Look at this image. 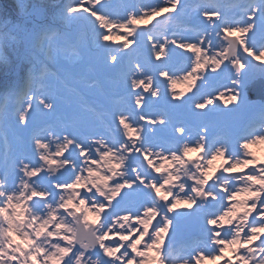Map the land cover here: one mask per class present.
Masks as SVG:
<instances>
[{
	"label": "snow or ice",
	"instance_id": "snow-or-ice-1",
	"mask_svg": "<svg viewBox=\"0 0 264 264\" xmlns=\"http://www.w3.org/2000/svg\"><path fill=\"white\" fill-rule=\"evenodd\" d=\"M84 2L76 0L63 7L59 19L64 23L91 20L100 54L99 70L126 84L135 98L131 111L112 112L123 138L100 137L85 143L49 128L45 135L32 136V151L38 157L33 163L26 142L20 143L19 154L8 150L6 125L10 116L0 112V142L5 149L0 158V264H251L257 251L252 245L258 240L262 255L256 264H264V159L252 151L254 145L264 144V40L257 46L254 39L257 30L264 34V0H245L239 6V19L216 5H201L198 14L204 28L194 41L169 40L159 20L146 31L138 30L141 24H152L165 14L171 19L172 13L187 7L182 0L146 5L124 17L105 11L103 0H88L92 7H84ZM41 9L31 0H13L8 7L0 6V63L17 77L6 86L4 96L19 99L15 122L24 130L30 127L34 114L56 110L43 84L36 88L37 81L49 74V63L55 64L59 57V50L54 53L49 40L55 28L37 22L42 18ZM81 9L90 15L84 16ZM113 29L124 34H114ZM217 39L219 52L214 51ZM110 41L121 42L120 48H112L107 43ZM145 43L149 47L141 59ZM9 48L15 53V64L7 54ZM177 48L193 53V63L183 75L174 72L169 63ZM24 65L30 67L21 82L19 71ZM221 65H230L232 71L226 98L224 93L204 92V84L198 85ZM50 75L56 90L66 94L70 105L75 102L78 111L74 118L87 122L102 115L75 80L55 72ZM154 77L164 78L163 89L154 85ZM169 84L168 104L172 107L179 101L191 105L197 115L207 116L222 100L228 112L243 108L259 113L260 120L235 147L224 141L209 143L206 126L197 133V140L185 142L182 149L154 144L151 137L155 129L150 126H166L169 121L165 116L149 117L143 110L152 98L166 100ZM178 84L187 88L177 93ZM193 89L196 93L185 100ZM137 108L141 111L136 112ZM174 131L180 134L177 139L184 141V134L191 130L179 124ZM69 146L73 151L78 149L83 159L65 155ZM192 152L202 155L186 159ZM217 159L223 160L219 176L211 168ZM159 160L164 163L157 164ZM171 161L181 167L169 171L165 163L173 167ZM102 163L107 164L104 174ZM61 167L72 173L68 180L45 185L34 179L41 173L54 175ZM142 196L151 200L135 208ZM194 205L205 215L207 234L194 248L177 249L170 236L180 230L191 215L186 210ZM89 213L94 220L89 221ZM133 220L139 226L132 225ZM125 223L129 229L124 228ZM229 252L232 255H226Z\"/></svg>",
	"mask_w": 264,
	"mask_h": 264
},
{
	"label": "rangeland",
	"instance_id": "rangeland-1",
	"mask_svg": "<svg viewBox=\"0 0 264 264\" xmlns=\"http://www.w3.org/2000/svg\"><path fill=\"white\" fill-rule=\"evenodd\" d=\"M35 1H40V0H35ZM200 1H202V2H200ZM237 1L238 0H182V3L186 4L187 7L178 9V11L176 13H172L171 19H166V17L169 14H165V15L158 17L155 20H153L152 24H147V23L141 24L139 26V29H141V30L145 29V31H146L148 28H152L153 25L157 23V20H159L162 22L161 31L165 33V32L171 31V29L168 28V23H170V20H176V21L184 20V21H192L193 25L197 29L200 28L201 30H203L204 21H203V18L201 16H199V14H198L199 8H200L199 6L213 4V5H216L220 8H222L225 14L233 16V17L237 16L235 18L239 19L238 13H240L242 11V9L239 6L243 3H245V0H243V2L240 1L241 3L239 2V4H237L235 6V10H233V11H231V7L227 6L228 2H229V4H231V3H234ZM163 2H164V0H103L104 6H105V11L112 12V13L118 15L119 17L127 16L130 11H140L146 5H157V4H162ZM195 2L197 5L196 4L194 5V7H195L194 9L188 8V5L193 6V4ZM197 2H200V3L198 4ZM75 3H76V0L69 1V5L75 4ZM0 4H2V2ZM84 7H92V5L88 3V0H85ZM96 7H99V5H96ZM124 10H125V12H124ZM126 11H128V12L126 13ZM81 13H83L82 9H81ZM81 13H77V15H80ZM83 15L87 17L90 14L89 13H83ZM37 19H39V18H37ZM91 19H94V18H91ZM85 21L87 22V24H89L91 20L82 19V20L75 21L72 23H66V26L68 29H65V32L67 34H70V33L73 34L75 37V41H77V40L79 41V51H78L79 56L74 55L73 52H69V49H67V45L69 46V43H67L68 41L66 38H62L63 35L61 32L55 33L53 35V37L49 38V40L52 44L53 52L55 53L57 50H59V57H58V60L56 61L55 64L49 63V69H48L49 74L46 77L42 78V82L37 81L36 88L39 89L41 87V83H42L43 86L49 91V93L51 94L50 99H52V101L56 105V110L54 113H48L46 115L41 114V113L34 114V119H32L30 127L27 130H24L21 126L17 125L15 122L16 111L19 108V106L10 107V104L13 102L14 97L5 98V96L3 95V92H2V94H0V100L2 101L1 103H3L5 101V104L0 109V112L6 113L8 116H10V119H8V122L6 125L8 131H9V135H10V142H9L8 150L11 152H14L16 154H19V145L24 140L27 143V154L30 155L29 158L32 160L33 163L36 162L38 157L32 151V136L35 134L45 135V134H47V130L49 128L53 129L57 134L75 136L77 138V140H82L85 143H87V141H91V139H90L91 137L87 138V139H83L82 138V132L83 131L88 132L89 134L90 133H92V134L104 133L105 136L107 135L108 137L112 135L111 136L112 138L117 137V138H115L116 140L123 138L120 131L117 130L116 122L114 121L112 116H110L111 125H113L112 129H110L108 126H106L107 123L105 122V120H103L104 121V124H103L95 116H92L87 122H81L79 119L74 118V113L76 111H78V109H76L75 102L70 105L69 101H68V97L66 96V94H64L63 92H58L56 90V81L50 75L51 70L56 71L59 75H63V76L66 75L65 73H69L70 71H76L77 70L83 74V76L78 79L77 83L79 84V86L83 90V92L86 94V96L91 97L90 100L96 107H98L102 110V108L105 104V106L108 110L107 112H109L110 110L111 111H117L119 109L123 110V107L125 106V110L131 111L132 103H133L135 98L130 96L127 85L121 83L118 79H115L110 74L102 73L101 71H99V67L97 68V65H99L98 57L100 54L97 51H92L93 49L88 50V42H87L88 37L85 36V32L83 30ZM193 21H195V22H193ZM181 27L182 26H179L177 28V30H183L184 29V27H183V29H181ZM186 29L187 30L190 29V26L187 27ZM113 33L118 34V35L124 34L123 30L118 31L117 29H113ZM91 34H92V32H91ZM249 35H251V34H249ZM194 36L195 35H186L183 37H180V36L177 37L176 35H173V36H171V38L169 40H171L173 38L180 40L181 38H183L186 41L187 40H193L194 41L196 38ZM257 36H259V38ZM254 39H255V41L258 40L255 43L257 44V46H259L261 41L264 40V34L256 33V36ZM107 43L110 44V46L112 48H116V49H119L120 44H121V42H117V41H110ZM215 43L217 46L214 49V51L219 52L220 51V40L217 39L215 41ZM57 46H60V47H57ZM95 47L96 46L94 45L93 48H95ZM148 47H149V45L147 43H145L143 49L147 50ZM46 48H47V45H46ZM143 49L141 50L142 52L144 51ZM89 51H91V52H89ZM182 54H184L185 56L193 57L192 52H189V51L184 50V49H179V48H177L176 51L172 54V57L174 58V56H177V55L180 56ZM244 55H247V53H245ZM140 58L143 59L142 56H140ZM173 58H172V60H173ZM180 58L181 57H178V59H175V60L178 61V60H180ZM153 59H154V56H153ZM161 59L163 60L164 57H162ZM191 61H192V59H190V62ZM257 62H259V61H257ZM156 63L159 64L160 61H156ZM192 63L193 62H191V64ZM225 64H226V61H225ZM91 67H95V69H96L95 72H91ZM230 68H231L230 65L228 67L221 65V68L217 69L216 72H214L208 76L207 81H198V85L201 83L204 84V88H203L204 92L213 93V94H216L217 96H219L220 93H224V97L226 98L228 96V93H227L228 89L231 86L230 77L232 75V71H230ZM209 71H211V70L209 69ZM180 75H183V73ZM155 78L156 79H154V82H157L158 77H155ZM159 78H160L159 79L160 82L164 79L162 77H159ZM220 80H221V82H220ZM212 81L220 82L219 83L221 85L220 91L215 92V93L211 92V91L208 92L209 91V84ZM87 82L90 85H92L94 83L96 85V87H90V85H88ZM154 85H155V83H154ZM186 88H187V85L178 84V87L175 89V91L177 93H179L180 91L185 90ZM136 91H142V89H137ZM171 92H172V89H171V86L169 85V87H168V94H169L168 97L169 98H171ZM125 93H127L128 95L125 96ZM193 93H196V89H193L192 93H187L186 96L184 97V99L187 98V96L192 95ZM119 96H120V98H119ZM144 96L147 97L148 93L144 92ZM199 98H200V94L197 93V100ZM15 99L19 100L16 97H15ZM10 100H12V101H10ZM173 104H175L176 107H172L171 105H166V109L160 108V109H158V111H153L154 112L153 115L156 116L157 119H159L163 116L164 112L167 110V111H169V113L171 115L174 116V119L177 118V120H179V121H181V119L190 120V121L186 122L187 127L191 131L194 132L193 137H195V138L193 140H190L191 134L185 133L184 134L185 140L184 141L180 140L181 142L179 141L178 142L179 144H178L175 142V139H174L179 134V133H176L174 131V126L176 124L173 126L170 125L169 123L166 126L151 125L150 127L152 129H155V132L161 131V133H163V136L165 138L168 136V134L173 136L172 139L169 138L167 140V142L164 143V146L166 145L165 147L172 146L173 148L180 147L182 149L183 144L185 142L197 140L199 138L197 133H199L202 130L203 121L205 120V118H211V120H212L211 124L206 126L208 128L207 137H208L209 143H212L215 141H224V142L231 144L233 147H235L237 141H239L241 138L240 136L246 135L247 132L249 131L250 127L252 125L258 123V121L260 120L259 113L251 112V111H248V110L243 109V108H241L238 111L228 112L226 110L225 106L223 105L222 100L219 101V104L217 105L215 111H213L212 113H210L207 116L197 115L193 111L192 108L186 115L181 116L178 112V108L181 106L180 102L175 101V103H173ZM229 107H231V106H229ZM135 111L140 112L141 109L137 108V109H135ZM143 111L148 112L149 108L147 107ZM149 117H150V115H149ZM136 119L138 121V117ZM141 122H143V124L147 123L146 121H139L140 124H142ZM53 123L55 124L54 126H52ZM100 123H102L103 126L96 129V127H98L100 125ZM188 123H194L196 126V129L191 127V125H189ZM92 128H94V129H92ZM113 131H115V132H113ZM133 139H135V137H133ZM162 145H163V142H162ZM4 151H5L4 146H3L2 142H0V158H2V154ZM252 151H254L259 158L264 159V144L254 145L252 147ZM32 153H34L35 155L32 156ZM69 153H71V156L74 160H76V159L82 160L83 159L82 157H80L78 155V153L76 151L72 150L71 146H69L68 151L65 152V155H68ZM133 154L138 155L136 153H133ZM200 155H202V153L192 152V153H189V156L186 159L194 160ZM217 161H219L220 163L217 164ZM159 163H164V162H162V160H159V161H157V164H159ZM175 163L177 165L180 164L179 162H176V161H175ZM201 163H203V161H201ZM221 164H223V160H220V159H217L216 161L213 162L211 168H212V172L215 173V175H218V174L220 175V171H218V170L220 169ZM103 165L105 166V168ZM100 167H101V174H104V170L106 169L107 164L102 163L100 165ZM165 168H167L169 171H172V169L169 167V164H167V163H165ZM60 170L67 171L64 167H61ZM248 171H251V169H249ZM85 175H86V173H85ZM52 177H53L52 174H48L47 177H45V174L41 173L39 177H36L34 179L41 180L45 185H47L49 181L52 184H55L56 182L53 181ZM66 177H67V174H65L63 176V180H65ZM16 179H18V178H16ZM176 182H177L176 184L179 183V181H176ZM193 182L194 181L189 180V183H193ZM212 183H213V181L210 180L209 185H211ZM109 184H111V182H109ZM181 195H182V193H181ZM150 200H151V197H143V196L140 197V200L135 205V208H139L141 206V204H145V206H146V202L150 201ZM186 211H189L191 213V215L194 214L196 222L200 221V232H199L198 238L186 239L185 241L184 240L173 241V238L175 235L170 236L172 246L176 247L177 249L185 248V247L191 249L194 246L191 243L197 245L203 239V237L206 236V229L208 226L206 225V222H205V215L198 210V207L196 205H194L192 207V209L186 210ZM121 214L123 215L125 213L121 210ZM79 215L83 216L84 213L81 212V213H79ZM88 218H89V221H92L95 219V216L92 215L91 213H89ZM121 222H123V221H121ZM131 223H132V225L139 226V225H136L135 220H133ZM119 226H120L119 223H117L116 227L119 228ZM191 227L192 226H190V228L188 227L185 230H183L182 231L183 234H186L188 232H192ZM124 228L129 229V224L125 223ZM121 231L123 232L124 229H121ZM113 232H115V229H113ZM116 239H118V237H116ZM261 239H264V236H262ZM106 243H111V241H106ZM253 245H254V243H253ZM121 251H123V250H121ZM226 255H232V254H231V252H229ZM233 260L235 261V257H233ZM208 264H211V262H208ZM217 264H222V262H217ZM236 264H238V262H236Z\"/></svg>",
	"mask_w": 264,
	"mask_h": 264
},
{
	"label": "trees",
	"instance_id": "trees-1",
	"mask_svg": "<svg viewBox=\"0 0 264 264\" xmlns=\"http://www.w3.org/2000/svg\"><path fill=\"white\" fill-rule=\"evenodd\" d=\"M1 2L2 4H0V6L8 7L13 3V0H0V3ZM31 3H33L34 5L39 4L42 6V18L37 19L38 23L51 25L55 28L56 31H58L60 27L65 24L59 19V13L60 10L69 3L68 0H31ZM7 54L9 56V59L13 61V64H15V53L13 49L9 48ZM29 67V65H24L20 69L19 78L21 81L27 75V70ZM15 79H17V77L11 74L10 69H6L5 66L0 63V87L12 83Z\"/></svg>",
	"mask_w": 264,
	"mask_h": 264
},
{
	"label": "bare ground",
	"instance_id": "bare-ground-1",
	"mask_svg": "<svg viewBox=\"0 0 264 264\" xmlns=\"http://www.w3.org/2000/svg\"><path fill=\"white\" fill-rule=\"evenodd\" d=\"M234 3H236V5H237V2H234ZM240 137H242V136H240ZM240 139H241V138H240ZM218 163H220V162L217 161V164H218ZM216 176H219V174L216 175ZM174 183L176 184L177 182H174ZM176 191L178 192L179 189L177 188ZM206 234H207V233H206ZM196 238H198V237L196 236ZM259 243H260V241L258 240V241H255V242H254V245H252L253 247H256V248H257V251H256V253H255V258H254V260L251 262V264H256V262L259 260V257L262 255V254L259 252V248H258ZM195 246H196V245H195ZM195 246H194V247H195Z\"/></svg>",
	"mask_w": 264,
	"mask_h": 264
},
{
	"label": "water",
	"instance_id": "water-1",
	"mask_svg": "<svg viewBox=\"0 0 264 264\" xmlns=\"http://www.w3.org/2000/svg\"><path fill=\"white\" fill-rule=\"evenodd\" d=\"M59 174H60V171H57V172H56V176H55V179H56V180L58 179Z\"/></svg>",
	"mask_w": 264,
	"mask_h": 264
}]
</instances>
